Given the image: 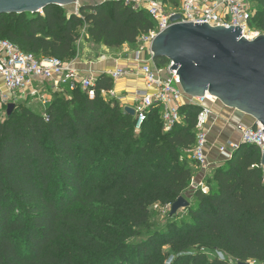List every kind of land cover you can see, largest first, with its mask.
<instances>
[{"label":"trees","instance_id":"trees-1","mask_svg":"<svg viewBox=\"0 0 264 264\" xmlns=\"http://www.w3.org/2000/svg\"><path fill=\"white\" fill-rule=\"evenodd\" d=\"M250 1L249 25L264 35V0ZM153 27L132 4L90 1L78 15L56 5L0 15V40L39 61L69 63L82 28L91 43L120 49ZM96 83L94 99L66 89L40 114L17 103L2 117L0 106V264H264L260 150L240 144L204 179L206 193L185 198L181 220L168 214L162 228L150 229L149 208L171 206L188 189L196 165L183 158L196 144L201 108L182 106V121L166 131L154 106L136 133L135 117L107 101L111 78Z\"/></svg>","mask_w":264,"mask_h":264},{"label":"built area","instance_id":"built-area-1","mask_svg":"<svg viewBox=\"0 0 264 264\" xmlns=\"http://www.w3.org/2000/svg\"><path fill=\"white\" fill-rule=\"evenodd\" d=\"M95 2H122L132 4L134 9L145 10L154 22V27L139 38L138 51H131V46L123 45L119 56L127 63V67L117 66L107 75L114 82L121 79L135 77L143 81V88L134 93V102L130 107L134 110L135 132L139 133L147 114L154 106L161 107V119L164 129L169 131L175 124L182 121L179 108L184 105H194L201 108L196 120V144L187 151L188 159L197 168L205 171L209 167L208 152V125L212 118L213 106L221 105L216 98L209 95L203 97H189L185 95L179 83L176 72L170 71L172 64L159 67L155 64L150 47L159 33L172 26L171 19L178 17L175 23H207L210 27L229 28L239 27L241 35L249 41L262 35L258 30L251 29L249 25L253 10L250 0H95ZM75 14L78 15L79 4L75 5ZM118 60L115 58V61ZM73 62V61H72ZM64 63L58 59L37 60L32 54L21 51L17 46L7 40H0V106L3 108L1 116H6L9 104L16 105L23 100H32L47 107L48 98L41 93L42 88L51 84L55 92L76 90L84 91L89 99L96 96L97 78L81 75L73 63ZM38 84V85H37ZM101 95H106L101 91ZM111 98L118 99L114 90L109 93ZM44 108V109H45ZM43 109V110H44ZM227 109V108H226ZM46 119V116H44ZM255 124V125H254ZM252 126L237 125L235 130L239 135V142H229L219 146L221 154H231L240 144L254 145L260 152L264 151V128L259 123ZM229 151V152H228ZM264 183V178H263ZM206 193L207 188L203 182L195 189ZM194 189V190H195ZM220 259H223L219 255Z\"/></svg>","mask_w":264,"mask_h":264},{"label":"water","instance_id":"water-1","mask_svg":"<svg viewBox=\"0 0 264 264\" xmlns=\"http://www.w3.org/2000/svg\"><path fill=\"white\" fill-rule=\"evenodd\" d=\"M76 4L81 3L79 0H0V15L36 14L51 5ZM178 19L172 18L174 24L153 40L150 47L153 59L163 58L172 64L170 71L178 75L185 95L214 97L227 109L252 118L264 128V35L249 41L241 35L239 27L175 23ZM14 109L15 105L9 104L6 115L10 116ZM124 112L134 117L130 107H125ZM260 164L264 170V151ZM189 206L184 197H179L171 205L169 216Z\"/></svg>","mask_w":264,"mask_h":264},{"label":"crops","instance_id":"crops-1","mask_svg":"<svg viewBox=\"0 0 264 264\" xmlns=\"http://www.w3.org/2000/svg\"><path fill=\"white\" fill-rule=\"evenodd\" d=\"M113 50L114 53H111L108 56L104 54L99 56L97 55L98 59L96 61H92L89 56L87 57V54L85 53L86 51H79L78 56H76L72 62L73 66L81 75L91 76L93 78H98L103 74H107L108 72L114 70L117 66L127 67V63L122 59V57H117L120 54L121 48ZM115 58L118 60L115 61ZM38 88H42L41 93L48 98V106L49 102L52 100L53 94L56 93L55 90L51 84H47L43 87L38 86ZM142 88L143 81L140 78L129 77L116 82L113 90L116 97L123 100L122 104L125 102L124 105L131 106L134 102L135 91L141 90ZM38 104L41 106V110L43 111L45 106H42L40 103ZM212 110L214 113L213 116L218 118L215 122L214 118H212L207 127L208 140L210 143L208 162L210 165L215 166L216 164L220 165L228 160V155L219 153L217 147L223 146L229 142L237 143L234 141V137H237L239 142V135L237 134L235 127L237 125L252 126L254 121L245 119L248 122L246 123L242 120H238L234 113L239 112L223 108L221 105L213 106ZM197 177H199V175H197L196 178Z\"/></svg>","mask_w":264,"mask_h":264},{"label":"rangeland","instance_id":"rangeland-1","mask_svg":"<svg viewBox=\"0 0 264 264\" xmlns=\"http://www.w3.org/2000/svg\"><path fill=\"white\" fill-rule=\"evenodd\" d=\"M90 1L95 2V0H79V3L90 4ZM75 8H76V6H68V7H65V10H66V12H75ZM251 29L256 30L253 27H251ZM84 31H85L84 28L79 30L80 40L76 44L77 45V56H78L79 51H81V52L86 51L85 52L87 54L86 56L91 57L92 61H96L98 59V56L101 54L108 56L109 54L114 53L113 49L106 48L103 46H97V45L91 43L90 41L86 40ZM130 49H131V51H138L140 49V47L138 45H136V46L131 47ZM112 99L116 100V98L110 97V99L107 100L108 103H112ZM120 103H121V105H123L125 102L123 104H122V102H120ZM19 108H29L31 111H33L37 114H40L43 112L41 110V106L37 102H34L32 100H23V101L19 102ZM234 114L236 115L238 120H242L246 123H248V122L245 119H247L249 121H254L252 118H250L246 115H242L240 113H234ZM234 141L238 142V138L234 137ZM187 156H188V154L186 152V154H184L183 159H187ZM216 166H218V165L217 164L215 166L209 165V167L205 171H203V170L192 165V167H191L192 178L190 180V184L188 186V189H187L186 193L183 195V197L189 198L190 194L193 192L195 187L199 185V183L203 182L204 179H208L211 177L212 172ZM197 175H199V177L196 178ZM203 186H205V185L203 184ZM170 207H171L170 205L162 206L160 204H154L149 208V226H150V229H158V228L163 227V225L167 221V217H168V214L170 211ZM184 212H185L184 210H180L178 212V215H177L178 220H181L182 216H185ZM101 220H103V218H101ZM162 250L167 251L168 248L165 246V247H162ZM209 258H211V257H209ZM169 261H170V259L166 258L165 264H169L170 263ZM231 263L236 264L235 261H232ZM247 263L248 264H260V263L255 262V261H249Z\"/></svg>","mask_w":264,"mask_h":264}]
</instances>
